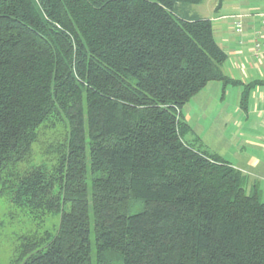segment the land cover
<instances>
[{"label":"trees","instance_id":"1","mask_svg":"<svg viewBox=\"0 0 264 264\" xmlns=\"http://www.w3.org/2000/svg\"><path fill=\"white\" fill-rule=\"evenodd\" d=\"M202 2L0 0V181L53 114L70 123L53 170L4 184L60 215L21 264H92L93 232L98 264H264L260 183L186 141L183 108L237 84Z\"/></svg>","mask_w":264,"mask_h":264},{"label":"rangeland","instance_id":"2","mask_svg":"<svg viewBox=\"0 0 264 264\" xmlns=\"http://www.w3.org/2000/svg\"><path fill=\"white\" fill-rule=\"evenodd\" d=\"M219 0H204L202 4L190 6L191 13L198 14V17H212L215 19L222 14L230 15L234 13L233 7L241 5L246 7V0H224L223 10L219 13H215V7ZM258 2H251V4H257ZM242 8V9H243ZM221 22V21H219ZM225 22V20H222ZM226 26L229 28L231 25L230 20H226ZM230 23V24H229ZM217 25V22L214 25ZM226 28V33L232 39H237L235 32ZM228 30V31H227ZM220 84V88L223 86L220 82H211L204 90H202L197 96H195L186 106L185 112H193L194 121L191 126L198 130L202 129V137L199 136L198 140L193 143L194 146L202 147L207 153L221 157L218 153L206 149L207 133L210 127L215 128L212 132L229 130L228 133H235L236 127L232 123L224 125L225 117L221 115L222 108L234 113V105L236 103L235 95L240 92V88L229 85L226 90L223 91L217 87ZM85 106L87 105L86 99H84ZM229 108V109H228ZM67 114L60 112L59 114H53L47 122L39 127L36 133V137L30 148L27 156L21 160V162L10 164L1 172L0 181V264H21L18 260L22 253L23 246L28 244L33 245L38 242H43L47 234H56L59 223L60 215H55L45 210H39L32 207L29 204H14L11 202L10 195L5 190L4 184L8 178L16 177L17 175L24 174L28 169L32 167L43 165L47 166L50 170L58 164V160L61 154L64 153L68 143L69 127L70 123L67 121ZM218 114L220 117H218ZM241 114V116H240ZM245 112L240 111L239 116L242 117ZM216 118V119H215ZM247 116L244 118L247 121ZM253 118H251L252 120ZM208 128V129H207ZM246 128H244L245 130ZM209 131V130H208ZM86 132L88 134V124L86 120ZM210 132V131H209ZM221 136V135H219ZM223 136V134H222ZM88 137V136H87ZM196 138V134L191 133L187 135L186 141L191 143V138ZM207 138V139H206ZM214 149V148H213ZM217 150V149H216ZM219 152V151H218ZM226 161L233 163V166L239 167L241 165L237 160H230L225 158ZM236 168V167H235ZM239 169V168H237ZM241 171V170H240ZM242 172V171H241ZM243 173V172H242ZM244 174V173H243ZM91 175L89 171V176ZM261 188L264 190V182L261 181ZM7 192V193H6ZM264 193V192H263ZM92 264H98L97 262V249L95 245V235L92 234ZM44 245V244H43ZM109 264H120L118 260H111Z\"/></svg>","mask_w":264,"mask_h":264},{"label":"crops","instance_id":"3","mask_svg":"<svg viewBox=\"0 0 264 264\" xmlns=\"http://www.w3.org/2000/svg\"><path fill=\"white\" fill-rule=\"evenodd\" d=\"M251 2L258 3L255 5ZM223 3L224 0L218 1L215 13L223 10ZM246 3L247 5L244 8L241 5L234 6V13L230 15L221 14L220 17L215 19L217 25H214L215 22L212 17H198V14L189 11L191 15L213 22L216 40L228 55V60L224 66V74L229 80L237 84L226 85L220 82L223 86L220 88L218 86L220 84H217V87L222 91L223 89L226 90L229 85L240 88V92L235 95L234 113L226 110V108L221 109V112H223L221 115L225 117L224 125L228 127L234 119L235 133H228L229 130H225L220 133L216 131L214 134L215 131H212L215 128H207L210 132L205 130L208 138H206V143L204 142L206 149L218 153L224 160L225 158L237 160L241 165L239 167L234 166L239 168L250 182H259L262 186L261 181L264 182V59L261 55L263 50L257 53L255 46L264 42V22L261 18V15L264 14V0H246ZM222 20H225V22H222ZM226 20L232 22L229 28L226 26V23H228ZM238 22L242 24L240 33L237 32L236 28ZM226 28L235 32L238 36L237 39L230 38L226 33ZM184 109L185 107L182 112L185 121L193 129V134H196V138H191V143H195L199 136H203L200 132L202 129L197 130L194 125L191 126L194 121L193 112H185ZM240 111L245 112L242 117H240L241 114L239 116ZM220 116L218 114V117ZM246 116L248 122L244 121ZM251 118L253 119L251 120ZM244 128L246 129L244 130ZM231 164L233 165V163Z\"/></svg>","mask_w":264,"mask_h":264},{"label":"built area","instance_id":"4","mask_svg":"<svg viewBox=\"0 0 264 264\" xmlns=\"http://www.w3.org/2000/svg\"><path fill=\"white\" fill-rule=\"evenodd\" d=\"M261 18L263 19V22H264V14L261 15ZM236 28H237V32L240 33L241 32V29H242L241 22H238L237 23ZM255 50H256L257 53H259V52H261V50H263L262 53H261V55H262V57L264 59V42L261 43V44L256 45L255 46ZM263 99H264V96H263ZM263 125H264V121H263Z\"/></svg>","mask_w":264,"mask_h":264}]
</instances>
